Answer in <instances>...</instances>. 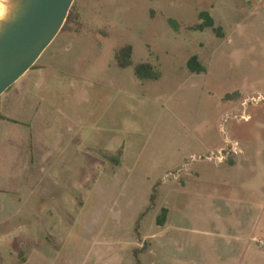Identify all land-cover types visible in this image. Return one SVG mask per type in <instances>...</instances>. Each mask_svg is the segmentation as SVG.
<instances>
[{
	"label": "rangeland",
	"instance_id": "rangeland-1",
	"mask_svg": "<svg viewBox=\"0 0 264 264\" xmlns=\"http://www.w3.org/2000/svg\"><path fill=\"white\" fill-rule=\"evenodd\" d=\"M37 65L15 86L37 147H0V264H137L162 208L183 229L141 264H264V0H74Z\"/></svg>",
	"mask_w": 264,
	"mask_h": 264
},
{
	"label": "water",
	"instance_id": "water-1",
	"mask_svg": "<svg viewBox=\"0 0 264 264\" xmlns=\"http://www.w3.org/2000/svg\"><path fill=\"white\" fill-rule=\"evenodd\" d=\"M74 0H19L0 25V97L38 61L62 30Z\"/></svg>",
	"mask_w": 264,
	"mask_h": 264
},
{
	"label": "crops",
	"instance_id": "crops-1",
	"mask_svg": "<svg viewBox=\"0 0 264 264\" xmlns=\"http://www.w3.org/2000/svg\"><path fill=\"white\" fill-rule=\"evenodd\" d=\"M46 50L43 52V54L46 52ZM43 54L40 56L37 62H39L43 58ZM40 68L41 66L37 65L36 68L30 70H35L37 72H40ZM30 70L28 72H30ZM27 73L24 76H26ZM24 76L22 78H24ZM22 78L19 79V81H17L11 88H9L8 89L9 91L7 90L6 93H4L0 97V115L3 118L0 119V147H11L10 144L12 141H14L13 143L14 147H37L36 140L38 136L39 124L37 123L38 119L36 116H37L38 106L35 105L34 103H28L26 99L16 96L17 92L15 90L17 87L15 86L16 84L20 83ZM12 88H15L13 89V93H12L13 95H7L10 92V90H12ZM12 106L16 109L15 112L14 111L10 112ZM66 132L67 135L61 136L62 147H83V142H80L81 139L79 137V131L72 132L68 130ZM11 133H13L12 136H10ZM68 135H72V140L68 139ZM124 154H125V148L123 150V155L121 160L123 159ZM234 158H237V156H235ZM234 158L229 161L230 164L233 163ZM195 176H199V175L196 173ZM180 186L182 189H185V183L183 185L181 184ZM157 199H158V195H157ZM165 209L167 210V216L164 224L160 226L157 225V219H156L155 224L157 230L154 233L144 234V235L139 234L137 242L134 243V245H136L137 247L135 251L140 250L143 254H147L148 252L149 254H151L152 252V250H150L151 244L157 239H159V243H161L160 239H162L165 236L170 237L168 241L171 242L173 241V243H177V238H172V236L169 235L168 233L172 230H175V232H177V229L182 230L183 228L177 227V225L173 226L170 224L171 211L167 208ZM51 238L54 237L51 236ZM132 256H134V254ZM18 257L22 258L20 260L22 262L24 259L23 256L21 254H18ZM137 260L138 263L141 264L140 259L137 258Z\"/></svg>",
	"mask_w": 264,
	"mask_h": 264
},
{
	"label": "trees",
	"instance_id": "trees-1",
	"mask_svg": "<svg viewBox=\"0 0 264 264\" xmlns=\"http://www.w3.org/2000/svg\"><path fill=\"white\" fill-rule=\"evenodd\" d=\"M198 18L202 22L199 25H197L194 30L203 31L205 29L210 28V29H213L217 35H220L219 34L220 28L214 27V25H215L214 20L208 12L199 13ZM67 20H68V17H67L66 21ZM170 25L175 27L174 23L172 21H170ZM131 57H132V47L130 45H126L116 52V58L118 60V66L120 68H128V67L132 66L133 63L131 61ZM187 69L189 70L190 73H193V74H202V73L206 72L205 67L202 64H200V62L198 61L197 56H192L191 58H189V60L187 61ZM134 72H135V75L141 80L142 79H155L156 78V73L153 71V67L147 63H142V64H138L137 66H135ZM0 119H3L1 117V115H0ZM120 153L121 152L119 151V153H118L119 156H120ZM156 189L157 188L155 186L152 190V194L150 196V204H149V207L147 208L146 212L150 211L154 207V204H155L156 199H157V190ZM144 214L141 216H144ZM166 216H167V210L162 209L159 216L157 217V225H159V226L163 225L165 220H166ZM134 258L136 259V263L139 264L138 260H137V251L134 252Z\"/></svg>",
	"mask_w": 264,
	"mask_h": 264
},
{
	"label": "clouds",
	"instance_id": "clouds-1",
	"mask_svg": "<svg viewBox=\"0 0 264 264\" xmlns=\"http://www.w3.org/2000/svg\"><path fill=\"white\" fill-rule=\"evenodd\" d=\"M14 10L18 13L19 0H0V25L9 21Z\"/></svg>",
	"mask_w": 264,
	"mask_h": 264
}]
</instances>
